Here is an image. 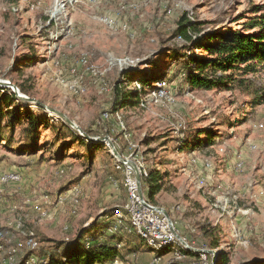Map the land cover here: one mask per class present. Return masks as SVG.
Returning a JSON list of instances; mask_svg holds the SVG:
<instances>
[{"label":"rangeland","instance_id":"rangeland-1","mask_svg":"<svg viewBox=\"0 0 264 264\" xmlns=\"http://www.w3.org/2000/svg\"><path fill=\"white\" fill-rule=\"evenodd\" d=\"M263 5L264 0H0V82L10 83L0 88L57 109L106 144L93 148L87 142L91 151L77 143L46 150L43 143L51 145L55 134L45 130L32 150L20 148L26 142L20 127L13 133L2 127L0 264H41V257L55 251L53 240H73L82 231L87 245L89 233L100 240L116 236L111 243L128 262L105 264H152L154 258L159 264H192L202 254L209 264H264V100L253 102L231 82L208 89L188 81L199 67L189 57H209L202 47L210 42L206 34L247 31L246 22ZM188 21L196 24L187 27L191 41L179 31ZM83 56L90 64L85 68ZM91 66L94 71L87 70ZM244 67L215 72L264 86L261 66L249 74ZM151 74L160 79L140 103L123 106L125 95L143 89ZM159 83L166 90H158ZM18 98L37 112L36 102ZM46 112L60 125L62 117ZM204 130L213 134L211 144L198 136ZM60 137L70 140L71 134ZM122 159L136 163L143 196L169 213L187 246L177 238L157 250L125 220V179L135 172ZM154 169L162 177L153 182L160 189L151 197L142 177ZM13 173L18 181H4V174ZM237 176L246 177L248 191L238 189ZM240 216L247 219L246 233ZM116 217L121 225L106 227ZM216 237L220 246L212 248Z\"/></svg>","mask_w":264,"mask_h":264},{"label":"trees","instance_id":"trees-1","mask_svg":"<svg viewBox=\"0 0 264 264\" xmlns=\"http://www.w3.org/2000/svg\"><path fill=\"white\" fill-rule=\"evenodd\" d=\"M9 1L16 3L19 0ZM255 12H258L259 15L251 18L245 24L244 29L248 32L229 31L227 33L206 34L205 38L210 39V42L203 43L202 47H204L205 51L209 54V57H204L202 60L197 59L195 56L189 57L190 62H198L199 64L197 71H191L188 75V81L192 88L209 89L219 84L224 85L227 82H231V84H234L233 86H239L253 96V98H255L253 102L256 103L264 100V86H254L250 84V79H239L233 75H218L215 72L218 68L224 72H228L235 69L239 64L245 65L243 71L246 74L260 71L258 66L264 69V5L256 7ZM195 26V23L188 21L186 27L184 29H179V31H183L186 35V33L188 34L187 27L192 29L195 28ZM250 30L254 31L250 32ZM185 37H187L189 41L192 40L189 35ZM211 40H215L216 42H212ZM181 56L187 57V53ZM208 70L212 71V73L208 72ZM151 76L152 77L143 80V89H135L131 95H129L130 93L125 95V99L122 101L123 106L126 104L135 106L140 103L141 95L146 92L147 88L153 87L152 84L154 81L160 79L158 75L151 74ZM22 91L27 94V90L22 88ZM128 97L132 100L127 101L126 98ZM22 102L23 101H20L15 93L0 88V135L3 126L8 128L11 133L14 132L16 127H20V135L26 140L25 144L21 145L20 148H31L32 150L38 148V140L45 130H50L55 134V139L52 140L53 143H51V145L48 141L43 143L42 148L46 150L60 145L61 151H63L67 146L73 145V143L86 146L87 151H91V149L95 147H106V144L102 141L94 143L86 139L83 135L75 133L63 119H60V125L50 122L47 116L48 113L42 106H37V112H33L30 107L22 105ZM64 131L71 134L70 140H60V135L64 133ZM202 132L203 133H200L198 136L205 135L206 143L211 144L213 142V134L206 130ZM87 142L92 144L93 148H90ZM196 145L197 143H187L186 146L192 148ZM161 177L160 173L155 169L149 172L148 177H142L143 184L144 179L148 181L151 197L160 189V185L154 187L153 182H158ZM125 220L131 224L128 219ZM122 221L118 223V217H116L114 221L109 225L107 224L106 227L116 230L121 225ZM85 234H87V231H82L75 239L68 241L53 240L52 244L55 251L41 257V264L44 262L45 264H105L115 259L128 262L127 257L122 255L117 246L111 243L116 239V236H110L100 240L99 238L96 239L92 233H89L90 238H92V243L87 245L84 240ZM210 246L212 248L220 246L217 237ZM219 255H222V252L219 253ZM224 264H227V261H225Z\"/></svg>","mask_w":264,"mask_h":264},{"label":"bare ground","instance_id":"bare-ground-1","mask_svg":"<svg viewBox=\"0 0 264 264\" xmlns=\"http://www.w3.org/2000/svg\"><path fill=\"white\" fill-rule=\"evenodd\" d=\"M113 20V19H112ZM111 19H105V21L107 23H109L110 25L113 24V21ZM80 63L81 65H86L88 63V60L85 56L81 57L80 59ZM90 65V64H87ZM84 67V66H83ZM85 68V67H84ZM88 69H91V71H94V69L91 67H88ZM75 86V85H74ZM74 88V87H72ZM158 90L162 91V90H166L164 83H159L158 84ZM74 91V90H73ZM165 98H168V96H166ZM171 98V97H170ZM172 99V98H171ZM170 101V100H169ZM126 164V163H125ZM127 165V164H126ZM128 167H131L129 165H127ZM132 168V167H131ZM133 169V168H132ZM139 169V168H138ZM134 170V169H133ZM135 172V170H134ZM132 177H134V175L131 174H127L126 179H125V184L128 188L129 191V200L127 202L126 205V211H127V216L126 219H128L132 225V227L137 231V233H139V235L152 247L156 248L157 250L160 248H165V246L168 243H172L174 241L177 240V238H168L165 239L163 238L161 235H158L157 233H155V231H153L152 229H147L144 228V221L142 220V218L138 215V213H135L134 211L131 210V208H129V202H132V199L135 197V193H137V182L134 181L132 179ZM4 179V177H3ZM148 205H151L148 203ZM153 209H157L159 210L157 207L152 205ZM133 210H141V202H134L133 203ZM161 211V210H159ZM162 212V211H161ZM176 254L180 257L181 255L183 256L182 253H177ZM209 255V254H208ZM206 254H202V257H205ZM209 257V256H208ZM181 258V257H180Z\"/></svg>","mask_w":264,"mask_h":264},{"label":"built area","instance_id":"built-area-1","mask_svg":"<svg viewBox=\"0 0 264 264\" xmlns=\"http://www.w3.org/2000/svg\"><path fill=\"white\" fill-rule=\"evenodd\" d=\"M107 115V114H106ZM4 181L8 179H15L18 181L20 178H17L16 173L12 175H3ZM134 181L137 182L136 176L132 177ZM141 202V210H133V203ZM129 208L142 218L144 221V228L152 229L158 235H161L163 238H177L175 233L172 231L169 221L163 215V213L157 209H153L152 205H148V201L142 198L139 194L138 183H137V193H135V197L132 199V202H129ZM3 233L0 231V237ZM160 258H154L152 264H159ZM192 264H209L207 259V255L201 258V261L193 262Z\"/></svg>","mask_w":264,"mask_h":264},{"label":"water","instance_id":"water-1","mask_svg":"<svg viewBox=\"0 0 264 264\" xmlns=\"http://www.w3.org/2000/svg\"><path fill=\"white\" fill-rule=\"evenodd\" d=\"M0 83L2 84V86L10 85V83H8V82H0ZM13 88H15V86H13ZM16 95H17L18 97L22 98V99H25V100L29 101V102L34 101V102H36L37 105L42 106V107L45 108L47 111H50V112L55 113V114H57L58 116L62 117V118H63L67 123H69L71 126H73V127H77L78 130L82 133V135H83L84 137H86L88 140H90V141H92V142H98V141H101V140L103 139V138H100V137H92V136H90V135L84 133V131H82L81 128H79L78 126H76V124H75L73 121L69 120V119H68V118H67L62 112L58 111L57 109L52 108V107H48V106H46L45 104L41 103L40 101L35 100V99L28 98V97H26V96H24V95H22V94H20V93H18V92H16ZM114 151L117 152V150H116L115 148H114ZM122 161H123L124 163H126L127 165L131 166V167L135 170V176H136V180H137V183H138L139 194H140V196H141L142 198H144V196H143V192H142V185H141V175H140V171H139V169H138L136 163L133 162V161H130V160H128V159H122ZM159 209L162 210L163 213L165 214V216L167 217V219H168V221H169V223H170L171 229H172V231H174V232L176 233L177 238H178V239H179L184 245L187 246L186 241H184V239H183V238H182V237H181V236L175 231V228H174V225H173V222H172V220H171V218H170L169 213H168L166 210H164L163 208H159ZM211 252H212V251H211ZM212 264H216L215 261H214Z\"/></svg>","mask_w":264,"mask_h":264},{"label":"crops","instance_id":"crops-1","mask_svg":"<svg viewBox=\"0 0 264 264\" xmlns=\"http://www.w3.org/2000/svg\"><path fill=\"white\" fill-rule=\"evenodd\" d=\"M237 178H238V180H239V190L240 191H243V192H245V191H248L247 190V185H246V182H247V180H246V177H244V176H237ZM236 178V179H237ZM239 219V224H240V230H243L244 231V233H246V229H245V221L247 220L246 218H242L241 219V216L240 217H238ZM255 220L256 221H258L259 220V217H257V218H255ZM242 228V229H241Z\"/></svg>","mask_w":264,"mask_h":264}]
</instances>
